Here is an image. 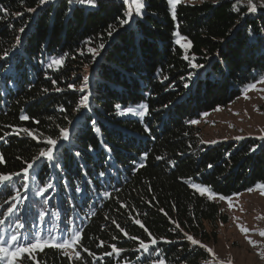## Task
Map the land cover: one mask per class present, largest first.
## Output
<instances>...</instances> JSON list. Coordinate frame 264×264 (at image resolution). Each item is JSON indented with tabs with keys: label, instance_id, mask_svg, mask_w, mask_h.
Segmentation results:
<instances>
[{
	"label": "trees",
	"instance_id": "1",
	"mask_svg": "<svg viewBox=\"0 0 264 264\" xmlns=\"http://www.w3.org/2000/svg\"><path fill=\"white\" fill-rule=\"evenodd\" d=\"M145 3L142 17L134 14L130 26L120 27L118 18L130 6L121 0H97L96 7L0 0V173L14 174L8 187H0V218L8 219L11 205V218L25 224L24 235L52 230L59 238L57 230L79 229L75 264H202L210 255L184 233L216 239L218 224L228 219L193 182L226 197L264 184L263 140L207 146L190 123L264 78L263 10L253 13L239 0L181 1L173 20L167 0ZM175 33L190 47L181 48ZM101 43L93 57L88 47ZM61 55L63 67L49 69L50 58ZM84 94L89 108L76 111ZM138 104H147L149 113L118 114ZM25 115L30 119L21 120ZM62 128L69 131L67 140ZM20 129L36 139L16 135ZM49 137L58 140L55 162L41 159L29 177L15 176ZM10 227L0 226L5 238ZM139 241L149 245L147 251ZM113 245L120 251L113 253ZM22 264L74 263L47 248L34 259L25 255Z\"/></svg>",
	"mask_w": 264,
	"mask_h": 264
},
{
	"label": "rangeland",
	"instance_id": "2",
	"mask_svg": "<svg viewBox=\"0 0 264 264\" xmlns=\"http://www.w3.org/2000/svg\"><path fill=\"white\" fill-rule=\"evenodd\" d=\"M181 1L199 4L203 1L217 0ZM239 1L250 7L248 0ZM254 2L258 5L257 9L264 12V7L259 6V0H254ZM82 6L89 7L88 5ZM259 81L254 83L256 84L255 90H247L246 87L234 102L226 107L217 108L194 124L199 129L200 139L205 145H216L228 141L237 142L243 139L264 141V83H259ZM258 186L252 188L254 190L251 192L246 191L223 201L218 196L211 195L212 192L205 193V197L219 205L222 213L227 216L228 222L218 224L216 239L209 241L196 239L215 253L213 256L212 253L207 252L210 259L202 264H264V236L260 235L264 232V188ZM241 228H246L248 232H242ZM208 231L212 233L213 230L209 228ZM211 238H213L212 235ZM249 239L255 244H250ZM47 248L51 247H45L44 250ZM203 249L207 251L206 248ZM43 251L34 250L33 257L35 258ZM61 251L71 255V259L65 256L72 263L78 262L79 258L75 256L72 249L66 248ZM75 251L79 252L78 248Z\"/></svg>",
	"mask_w": 264,
	"mask_h": 264
},
{
	"label": "snow or ice",
	"instance_id": "3",
	"mask_svg": "<svg viewBox=\"0 0 264 264\" xmlns=\"http://www.w3.org/2000/svg\"><path fill=\"white\" fill-rule=\"evenodd\" d=\"M49 0H37L38 6L44 5L45 3H48ZM69 3H77L79 5H88L91 7L97 6V0H68ZM121 3L123 5H130L125 13L123 18H118V23L120 27H124L125 25H129L134 17V14L137 18L143 16V10L146 8L145 0H121ZM248 3L250 5V11L255 13L257 11V3L254 2V0H248ZM167 4L170 6L171 9V17L173 20H176L177 17V7L181 4V0H167ZM134 6V8H133ZM259 6L264 7V0H259ZM29 11H35V8L28 9ZM115 29L112 25H109L107 29L108 36H111L113 31ZM19 31L21 33L24 32V28H20ZM176 36L179 37L175 42L180 45L181 48L187 49L190 47L191 42L186 41V37L180 36L179 33H175ZM17 42L19 43V37H17ZM92 43L91 39L86 41V45H90ZM104 44L101 43L98 45V47H88V52L93 55V57L98 56L99 52L103 50ZM83 54V52H81ZM7 53H5V57L7 58ZM65 55H61L59 57L50 58V62L47 64V67L49 69H55L59 70L61 67H63ZM185 60H189V56L187 54L184 55ZM191 67L193 68H203L204 65L193 63L190 61ZM192 74H189L188 79L191 80ZM166 79V77H165ZM259 83H264V79L260 80ZM88 86L87 78L84 79L83 86L79 88V91L81 93H84L86 88ZM188 85L185 84V87ZM70 88H75L74 85H69ZM256 84H249L247 85V90H255ZM59 90V89H58ZM45 91H47L45 89ZM247 98V97H246ZM118 109L120 108L119 105L116 106ZM164 107H167L165 105ZM88 109L89 108V94H84L80 97L78 104L75 108L76 111H80V109ZM61 111H64V109H61ZM127 113H131L133 115L137 116H143L149 113V106L147 104H138L136 107H130L121 110L118 114L124 115ZM207 115V113L205 114ZM21 120L27 121L30 119L28 116H21ZM36 123H39V121H35ZM95 121H93V124ZM190 123L196 124L198 121L193 120ZM11 127V126H9ZM146 131H150L149 129H145ZM20 132H24L25 134L32 136L34 139H36V136L34 133H32L29 129H20L15 134L19 135ZM60 136L62 139L67 140L69 138V131L68 129L62 128L60 129ZM2 139V137H0ZM39 142V141H38ZM43 143L47 145V147L44 150H41L39 154L32 160V162H26V167L23 169L22 173H16L15 176L23 175L24 177H29L31 175V171L34 168V165L37 163V161H40L41 159L47 160V161H53L56 160V153L57 148L56 145L58 143V140L53 139L49 137L48 139L44 140ZM255 151V149H252ZM110 151V150H109ZM4 157L3 154L0 153V162H3ZM55 166V163L53 164ZM209 168L212 167L211 164L208 165ZM100 176H103L104 173H99ZM14 180V174L12 173H0V187H8ZM49 187H51L49 185ZM193 187L200 193L201 196H204L206 192H211V190L207 187H202L200 184H197L193 182ZM258 187L264 188V184L259 185ZM254 189L250 188L248 191L251 192ZM211 195H216L219 197L220 200H228L229 198L220 195L218 193H211ZM23 198V197H21ZM122 207H126V205H122ZM14 209H12L11 205L8 207L9 217L7 220L0 218V226H4L6 223L10 224L11 227L8 231L7 238H5V234L0 233V262L2 264H22V260L27 255L29 259H34L33 252L34 250H40L43 251L45 247H51L58 250L63 249H72L75 252V256L79 258L80 253L78 251H75V249L79 246V241L82 239V233L79 229L75 230H57L60 232L59 238L56 236V232L49 230L47 233V236H44L39 231L29 233L28 235H24L22 230L25 228V224L23 221L20 220L19 217H16L15 220H13L11 217L14 215ZM163 211V209H161ZM2 216V214H0ZM137 224L140 225V227L144 228L143 223L140 220L135 221ZM176 225V228L179 229L180 225L179 223L175 221H171ZM123 231V230H122ZM145 231L148 230L145 228ZM182 231V230H181ZM242 232H248L246 228H241ZM125 236L128 235L127 232L124 233ZM149 237L151 238L152 244H156L157 240L155 237L152 236L150 232H148ZM260 235L264 236V232H261ZM185 238L191 242L192 245H199L202 248H206L207 252L212 253L213 256L215 253L211 248H207L206 245L201 244L200 241L194 239L191 235L184 233ZM130 239L138 240V237H129ZM250 244H255L254 241H251L249 239ZM140 247L143 248L145 251L148 250L149 245L144 243V241H139ZM104 242H100V246L103 247ZM113 253H117L120 250L117 249L114 245L112 246ZM84 251H87V249H84ZM90 255H95L94 253H89ZM107 255H111L112 253H106ZM64 255L68 256L69 259H71V255L69 253L65 252ZM159 264H165L163 260L159 261Z\"/></svg>",
	"mask_w": 264,
	"mask_h": 264
}]
</instances>
